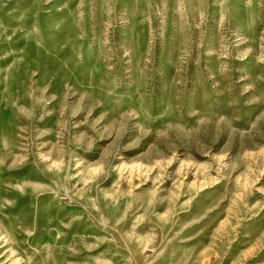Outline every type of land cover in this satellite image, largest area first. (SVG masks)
I'll list each match as a JSON object with an SVG mask.
<instances>
[{
    "label": "rangeland",
    "instance_id": "374dc122",
    "mask_svg": "<svg viewBox=\"0 0 264 264\" xmlns=\"http://www.w3.org/2000/svg\"><path fill=\"white\" fill-rule=\"evenodd\" d=\"M0 264H264V0H0Z\"/></svg>",
    "mask_w": 264,
    "mask_h": 264
}]
</instances>
